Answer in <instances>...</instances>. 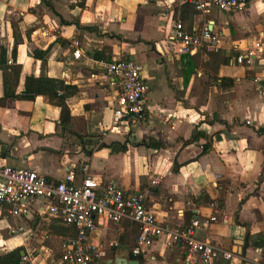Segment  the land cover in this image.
<instances>
[{"label":"crops","instance_id":"1","mask_svg":"<svg viewBox=\"0 0 264 264\" xmlns=\"http://www.w3.org/2000/svg\"><path fill=\"white\" fill-rule=\"evenodd\" d=\"M165 3L189 33L208 25L223 51L179 55L160 0H0V53L7 52V65L21 67L17 93L25 96L28 76L71 87L70 115L64 116L58 98H5L0 71V165L30 169L50 181L71 171L78 181L87 174L128 194L149 188L147 204L161 225L209 219L211 204L218 203V220L198 233L235 253L231 262L218 264H264V52L250 66L237 62L264 40V0L243 11L213 9L208 15L189 0ZM77 48L83 52L79 60ZM47 50L46 60L35 58L36 51ZM125 57L143 66L151 90L146 120L132 132L124 125L114 130L121 86L105 65ZM86 138L101 141L90 150ZM30 209L29 217L0 216V254L23 247L34 264H56L72 231L43 203ZM138 235L137 224L102 219L92 241L119 240V247L107 250L108 264L119 258L139 264L184 259L185 252L165 237L134 256Z\"/></svg>","mask_w":264,"mask_h":264},{"label":"built area","instance_id":"2","mask_svg":"<svg viewBox=\"0 0 264 264\" xmlns=\"http://www.w3.org/2000/svg\"><path fill=\"white\" fill-rule=\"evenodd\" d=\"M253 1L189 0L195 10L203 15L210 14L213 9L220 12L243 11ZM160 2L165 8L164 16L172 21L173 38L179 55L219 54L223 51L219 37L208 25L196 33H189L182 21L174 18V11L167 8L165 0ZM261 52H264V40L241 53L237 62L250 66ZM74 57L78 60L83 58L81 49L75 50ZM105 65L108 76L121 86V93L114 104V130L124 125L132 132L146 120L148 112L151 90L143 78V66L129 59H118ZM261 95L264 97V86ZM160 181L161 178L156 177L153 183L159 184ZM151 193L149 188L128 194L114 184L100 186L87 174L78 181L73 171L60 181H50L30 169L0 165V216L7 212L14 217H29L31 205L41 202L51 217L59 219L71 229L72 234L63 240L62 253L56 264H108L107 250L119 247L120 242L116 239L109 245H98L92 241V234L97 231L102 219L117 225L131 222L139 226L136 246L132 249L134 256L140 255L143 248L157 238L165 237L169 244L185 252L184 259L176 264L232 261L235 253L231 250L198 236L199 232L208 230L218 220L222 213L218 203L211 204L214 211L209 219L194 220L185 226L161 225L155 211L147 204ZM23 261L34 264L28 255L23 257Z\"/></svg>","mask_w":264,"mask_h":264},{"label":"trees","instance_id":"3","mask_svg":"<svg viewBox=\"0 0 264 264\" xmlns=\"http://www.w3.org/2000/svg\"><path fill=\"white\" fill-rule=\"evenodd\" d=\"M14 36L17 44L21 41V36L18 30V25H13ZM106 51H110L109 48ZM50 54V50L47 51H36L34 56L40 60H46L48 55ZM100 54V53H99ZM104 57V55H103ZM105 60L107 58H104ZM123 60H127L128 58H122ZM108 63L112 62L111 59H107ZM0 71L3 73V86H4V97L7 99H35L39 96H45L49 98H58L63 101V115L69 116V107L67 104V94L71 87L67 86L64 81L56 78L50 77H35L28 76L25 81L24 95H20L17 93V87L19 85L20 77H21V67L20 66H9L7 65V52L2 50L0 53ZM76 91V90H75ZM74 91V92H75ZM66 122V119H65ZM199 136L200 134H195ZM146 145V144H145ZM156 147L162 146L161 144L156 143ZM208 149V148H207ZM206 146L203 151H207ZM221 203V202H220ZM192 221L187 223L189 225ZM65 230V228H60ZM22 252L26 250L23 247L16 248L12 251L5 252L0 254V264H31L29 262L23 261Z\"/></svg>","mask_w":264,"mask_h":264},{"label":"water","instance_id":"4","mask_svg":"<svg viewBox=\"0 0 264 264\" xmlns=\"http://www.w3.org/2000/svg\"><path fill=\"white\" fill-rule=\"evenodd\" d=\"M131 61H134V58H131ZM85 142H91L92 145L89 146V148L87 149H90V150H94L96 145L101 141V138H86L84 140ZM82 144V141L78 139V142H77V145H81ZM22 255L25 256V252H22ZM114 264H139V262L137 261H128L127 259L125 258H119L117 259Z\"/></svg>","mask_w":264,"mask_h":264},{"label":"rangeland","instance_id":"5","mask_svg":"<svg viewBox=\"0 0 264 264\" xmlns=\"http://www.w3.org/2000/svg\"><path fill=\"white\" fill-rule=\"evenodd\" d=\"M50 223H45L44 224V226L42 227V230H41V234H43L45 231H47L46 230V226L48 227V225H49ZM49 234H52V233H49ZM60 239V238H59ZM58 238H57V241H59L60 242V240H59ZM51 240V239H50ZM50 244V243H49ZM58 255H60V253L58 254Z\"/></svg>","mask_w":264,"mask_h":264}]
</instances>
